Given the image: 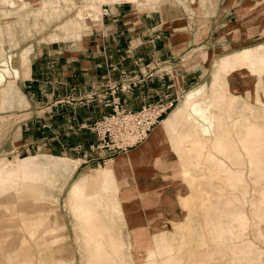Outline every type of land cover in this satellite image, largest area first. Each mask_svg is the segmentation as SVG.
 Returning a JSON list of instances; mask_svg holds the SVG:
<instances>
[{"label":"crops","instance_id":"crops-1","mask_svg":"<svg viewBox=\"0 0 264 264\" xmlns=\"http://www.w3.org/2000/svg\"><path fill=\"white\" fill-rule=\"evenodd\" d=\"M77 1L68 0L69 3ZM60 3L61 0H0L1 106L12 108L36 102L35 105L40 104L36 106L38 113H43L42 119L26 120L18 125L22 138L16 148H40L50 152L59 149L66 153L88 149L97 143V137L83 126L111 111L100 103L101 99L88 97L94 82L109 78L125 82L134 75L140 77L136 87L119 92L128 110H139L159 101L162 95L197 85L210 76L212 65L220 56L256 46L258 44L245 45L249 42L245 39L264 35V26L259 33L253 23L255 10L264 0H92L90 5L85 4L86 8L90 7L89 12H77L73 8L67 17H61ZM44 20H64L65 23L46 32L43 26L38 31L43 25L39 21ZM238 43L243 45L240 49H237ZM208 91V105L203 103L206 94H198L185 117L192 116L194 128L201 136H208V145L212 146L217 131L207 127L204 118L194 110L200 105L198 110L206 107L209 111L212 91ZM225 107L223 105V110ZM61 119L69 122L68 128L75 126L76 130L62 133ZM162 121L147 140L111 157V160L130 159L127 184L119 185L118 193L129 232L128 243L145 245V240H136L134 235L139 234L141 228L148 230V244H153L148 251V264H264L263 252H254L253 248L226 254L215 235L217 223L235 220L238 207L241 208L236 197L243 206L247 204V172L249 179L256 183V189L264 188L261 186L264 184V152L248 153L245 146L259 144L260 133L249 128L237 132L231 123L230 137L241 151L244 165L213 150L223 164L215 162L210 172L204 164L196 173L199 184L213 198L212 204L207 206L212 215H205L206 209L198 208L195 214H199L200 222L194 218L195 214L179 224L172 221L173 231L161 230L151 242L149 235L161 212L156 202L165 189L164 180L171 185H167L172 191L170 196L177 197L181 190L179 159L172 151L165 158L160 155L161 149L170 150L166 132L161 130ZM206 128L210 131L204 132ZM179 130L187 131V124L183 122ZM156 132V140L151 142ZM78 146L80 150H76ZM111 155L97 151L90 158L82 159V165L101 166L103 159ZM221 187L223 189L219 190ZM220 197H228V201ZM177 206L170 208L172 218L179 211ZM231 228L228 227L229 235L224 236L226 244L237 241V231Z\"/></svg>","mask_w":264,"mask_h":264},{"label":"rangeland","instance_id":"rangeland-1","mask_svg":"<svg viewBox=\"0 0 264 264\" xmlns=\"http://www.w3.org/2000/svg\"><path fill=\"white\" fill-rule=\"evenodd\" d=\"M88 1L89 2H87V0H78L75 3H69L68 0H61V3L59 4L61 8V17H67L69 13L74 11L73 8L77 9V12L79 10L82 13L89 12L90 7L87 6L86 8L85 4L90 5L92 0ZM255 11L256 14L253 18L254 29L255 31L259 30L260 33V27L264 26V4L258 7ZM39 23L43 25L39 27L38 31H41L40 28L44 26L46 32L53 29L55 25H63L65 21L61 20L60 22H53L52 20H44L39 21ZM245 41H249L245 45H258L240 49L243 45L241 46V44L238 43L237 49L240 50L220 56L219 59H216L212 65L209 74L210 76L205 77V79L203 78L204 80L199 81L197 85L193 84L189 88L190 91L194 89L196 90L190 93H188L189 91L187 92L189 89L179 91L181 98L176 107L184 103L189 94L195 93L197 96L202 92L206 94L208 90L210 91V84L213 76L214 74H217V72L219 73V63L223 60L233 58L236 54L243 52L245 49L251 48L256 50L261 43H264V35L248 37ZM256 68L257 65L255 63H248V65L243 67V70L237 71L236 73L230 74L228 71L221 72V84H223L226 90L229 89V91L235 94L236 98L229 100V102L221 103L219 106L212 105L211 100L209 111L204 107L201 111L199 109L196 112L197 114L200 113L199 115H201L204 118V121L207 122V127H211V129L213 128L215 132L217 131L215 134L216 138L214 145H212L213 147L208 145L209 137L202 136V140L207 144L208 151L213 155V150L221 153L217 146L220 143L219 141L226 142L223 136H227L230 138L231 144L236 147L237 153L235 154V151L233 150L235 148L231 147L226 149L225 153L222 154L225 157L232 159V161L238 165H244L245 160L241 151L238 149L237 144L233 142V139L230 137L229 132L232 131V129H230V123L236 127L235 130L237 132L240 130L242 131L245 128L250 129L247 124L248 122L251 124H262V134L264 135V95L262 92L260 93L261 96L263 95L261 97L263 100L261 104L257 103L255 99V96L257 95L255 90L256 78L246 71L247 69L255 70ZM229 85H231V88H229ZM228 95L231 96L230 93ZM2 98L3 88H0V264H148V251L153 247V244H148V230L145 232V230L141 228L140 233L134 235L136 240L142 242L145 240V245L137 244L132 246L129 244V232H127L125 227L121 205L119 206L120 209L112 210L113 205L107 203L108 205L106 207L111 209V211L109 210L107 213L110 215V220H107V216L101 217V220L105 219L107 221L103 223L106 225L105 228L108 229V234L113 235L116 242H118V248L116 247L115 249H112L109 247L106 252H103H109V257H107L108 254L102 256L97 255L99 253L94 251V247L91 246V241L88 237H85L83 233L85 229L90 231L89 225L86 221H83L73 209L72 202L74 201L71 199L72 188L76 183H79V178L83 175L88 177L89 181L85 187L87 193L89 192V194H92L90 193L92 189L91 184H94L95 188L101 192V187L99 186L100 180L97 177L112 163V160L109 161L107 165H104L103 163L101 166H89L88 164L82 165V159L86 160L87 158H90L91 154H96L97 151H101L96 150L93 153L90 148H84L80 151L73 150L71 153H66L64 150L59 149L50 152L47 149L40 148L26 150L14 147L20 144V138H22L20 136L18 125L26 120H36L37 118L42 119L43 113H38L39 108L37 109V107H39L40 104L35 105L36 102L34 104L30 102V104L25 106L15 105L12 108H3L1 106ZM207 98H209V96L206 94L203 100V103H206L205 106L208 105L209 102ZM248 104L252 109L249 108ZM223 105H226L225 110L222 108ZM199 106L200 105L197 107ZM208 115L211 116L210 121L208 120ZM219 117L222 118V126L217 125ZM255 120L259 121L255 122ZM50 121L52 120L50 119ZM183 122L187 124V129L191 132L195 131L196 133H199L194 128L193 120L189 122L185 115L183 116L180 125L177 127L179 128ZM68 123V121L61 119L62 133L63 131L73 132L76 130L75 126H71L72 129L68 128ZM89 125L90 127H93V122H90ZM64 126L65 129H63ZM83 128L89 130V128L85 126ZM209 131L208 128L204 130V132ZM155 134H157V132ZM46 136L48 138L51 137L49 135ZM261 140L259 147H253L248 144L245 145L247 152H264V139L261 138ZM102 150L109 152L106 149ZM30 155L36 156L38 165L42 167L49 166V169L47 168L49 174L44 172L41 180L38 177L37 180L28 179L23 173L14 174L10 170V165L12 163L16 161L21 162L22 159L29 157ZM53 155H55V157L61 156L70 158L77 162L68 170L59 167L54 169L51 167L53 165L52 162L54 161L58 163L57 161L59 159L54 158ZM239 156L241 157L240 159L237 158ZM213 157V160L199 157L198 159H203L201 160V163L193 165L196 159L189 157L188 154L184 158L177 156L181 165L179 174H182V171L186 170L182 175L185 179L189 178L192 180V183H189L186 180L184 185L181 181L180 192H186L187 186L190 185H193L194 188L192 192L194 193L193 195L199 194V189L204 190L203 186L200 185L197 180L196 173L200 168L202 169L204 164L208 167V172H210V166L215 162H218L220 165L223 164V161L219 160L215 155ZM125 168L119 170V173L122 174L124 178L127 177V174L130 171L129 168ZM246 177L249 188V194L247 196L248 202L243 206L237 197L236 202L237 205L241 207H238V214H241L245 218L244 222L247 228L244 232L248 233L245 234V236H249L252 241L250 239L245 241L243 238L240 240L237 239V241L234 240L231 244H226L227 240L221 239L220 247L222 251L226 250L224 252L229 254L228 251H239L244 248L249 249V245L252 244L253 251H262L264 259V217L262 218L264 213L260 211L264 205V195L261 193V190L264 191V188L256 189V183L252 179H249V172L246 173ZM234 180L239 181L238 179ZM1 182H5V184L2 185ZM164 184L165 189L161 191L162 196L156 202L157 210L161 212L157 215L158 220L156 221V228L154 227L151 229V234L149 235L152 240H150L151 242H153L154 236L161 230L167 231L168 233L173 231L172 211L170 210L172 207L169 202L162 199L163 197L165 198L172 195V191L170 190V187L167 186L170 185L168 181L164 180ZM261 186H264V184ZM222 189L223 188L221 187L219 190ZM118 193L119 192L116 194L115 192L106 194L103 199L105 202L112 199L119 200ZM202 193L205 195L203 196ZM202 193L200 192V199H198L199 202L197 208H190L185 205V207L183 206L184 208L180 205L177 206L179 211L176 214H180L179 217H181L182 220L185 219L184 217L186 216V213H188L187 211H190L189 214L193 215L197 212L198 208L202 211H205L206 209L207 214L205 215H212L209 214L212 211L211 208L207 209V206L212 204L213 198L211 197V194L206 193L205 190L202 191ZM208 196L211 198H208ZM220 199L228 201V197H220ZM240 210L241 212H239ZM254 214H256V217ZM194 218L198 219V222L201 221L198 213L195 214ZM185 220H187V218ZM231 230L237 231V236L244 235L238 229L231 228ZM210 231L212 232L213 230L210 229ZM229 232L230 229H228L226 236L229 235ZM218 239L220 240V238ZM69 254H71L70 257L68 256ZM186 254L187 253H185V255ZM187 256L188 255L185 257ZM63 258L66 260H63ZM225 258L229 259V256H226Z\"/></svg>","mask_w":264,"mask_h":264},{"label":"bare ground","instance_id":"bare-ground-1","mask_svg":"<svg viewBox=\"0 0 264 264\" xmlns=\"http://www.w3.org/2000/svg\"><path fill=\"white\" fill-rule=\"evenodd\" d=\"M248 63H255L257 65V68L255 70L247 69L246 71L251 76L256 78L255 90H256L257 95L255 96V99L257 103L261 104L263 100L261 97L264 95V43H261L256 48V50L251 49V48L245 49L243 50V52L236 54L233 58L223 60L219 63L218 65L219 73L217 72V74H214L212 82L210 84L211 89H212V101H211L212 105L219 106L221 105V103L229 102V100L236 98L235 94L230 92L229 89L226 90L223 84H221L220 82L221 72L228 71L230 74H232L236 71L243 70V67H245V65H248ZM261 92L263 94L262 96L260 94ZM229 93L231 94V96L228 95ZM195 97H196L195 93L189 94L185 102L183 103V106H180L177 110H175L172 114H170V116L166 120L162 122L161 130L163 129L165 130L164 132H166L167 138L163 134V131L161 132L164 135L163 137L166 138L170 146V150L167 148H163L160 150V155L162 157L165 158L167 155H169L171 151L174 152V154L176 156H179L180 158H184L188 154L189 157H193V159H196L193 165L201 163V160L203 159H198L199 157L207 158L210 160L214 159L213 157L214 155L210 151H208L207 144L202 140V136L199 133H196L195 131L191 132L189 129H187V131L185 130L178 131L177 126L180 125V122L182 121L183 116L185 115V112L189 109L190 104L193 102V99ZM249 108L252 109L250 105H249ZM194 110L195 112H197L198 108L196 107V109L194 108ZM187 120L191 122L192 116L187 115ZM258 121L259 120H255V122H258ZM247 124L250 127V130H252L253 132L254 131L259 132L260 135L258 136L264 139V135L262 134L263 133L262 124H258V123L251 124L250 122H248ZM217 125L222 126L221 117L218 118ZM156 137H157V134H155L152 137L151 142H154V140H156ZM223 138L226 140V142L219 141L220 143L217 146L220 152L225 153L226 149L232 147V148H235L233 150L235 151V154H236L237 153L236 147L233 146V144H231L230 138L227 136H223ZM261 141L262 140H260L259 145L252 144L250 146L259 147L261 144ZM54 158L59 159L57 161L58 163L54 161L52 162L53 165L51 167L54 169L59 167V168H65L68 170L71 168L72 165H74V163L77 162L76 160L61 157V156L59 157L54 156ZM237 158L240 159L241 157L239 156ZM128 163H130V159H127L125 157L112 160V163L107 168H105V170H103V172L97 177L100 180L99 186L101 187L100 188L101 192L95 188L94 184H91L92 189L90 193L92 194H89V192L87 193L85 191V187L89 181L88 177L85 175L81 176L79 178V183L78 184L76 183L75 186L72 188L71 199L72 201H74L72 202L73 209L75 210L76 214H78L83 219V221H86L87 224L89 225L90 231L88 229H85L83 233H84V236L88 237V239L91 241L92 243L91 246L94 247V251L99 253L97 254L99 256L108 254L107 257H109V252L108 253H103V252H106L109 247L112 249H115L116 247L118 248V242H116L115 237L113 235H109L108 229L105 228L106 225L103 222H107V221L105 219L101 220V217L107 216L106 218L109 221L110 215L107 213L109 212V210L111 211V209H108V207H106L108 205L107 203L113 205L112 210H118L120 206V201L112 199L108 202H105L103 197L104 195L111 194L113 192H115L116 194L117 192H119V185L122 186V185L127 184L126 178H124V176L119 173V170L125 167H126L125 169H128L129 168ZM47 168L49 169V166L42 167L37 164L36 156L26 157L22 159L21 162L16 161L10 165V170L12 171V173L14 174L23 173V175L26 178L32 179V180L33 179L37 180V177L40 178L41 180L44 172L49 174L47 171L48 170ZM185 172L186 170H183L182 174H184ZM182 174H180L179 177L183 185L186 183V180L189 183H192L191 179L189 178L185 179V177ZM1 184L3 185L5 184V182L3 183L1 182ZM193 189H194L193 185H190V186H187L186 192L178 193L177 197H175L177 199H175L172 196H168L165 198L163 197L162 199L169 202L172 208H174L175 205H180L182 206V208H184L185 206L190 207V208H197L198 202H199L198 199H200V192L202 193V191L204 190L199 189L200 191L199 194L193 195L194 194L192 193ZM263 192L264 191L261 190L262 195H264ZM202 195L204 196L205 194L202 193ZM170 197H172L173 199ZM208 198H211V197L208 196ZM262 209H260V211L264 213V205L262 206ZM187 212L188 213H186V216L184 218H187V216L190 215L189 214L190 211H187ZM179 216L180 214L175 213L172 218V221L174 223L175 221H177L179 224L182 221V218ZM254 216L256 217V214H254ZM263 217L264 216H262V218ZM244 219L245 218L241 214H236L234 221L230 220L231 222H229L228 220V221H225L227 223H225L224 221L217 223L215 225L216 226L215 235L218 238L220 237L221 239L226 240L224 236H226L228 232V227L238 229L241 231L242 234H245L246 232L244 231L246 230L247 226L244 222ZM154 227L156 228V226ZM236 238L238 240L243 239V238L245 241L247 240L245 235H240V236H237ZM249 246L250 248H252V245H249ZM250 248L249 249L244 248L237 252L243 253V252L249 251ZM150 250L151 249H149V251Z\"/></svg>","mask_w":264,"mask_h":264},{"label":"built area","instance_id":"built-area-1","mask_svg":"<svg viewBox=\"0 0 264 264\" xmlns=\"http://www.w3.org/2000/svg\"><path fill=\"white\" fill-rule=\"evenodd\" d=\"M106 15H109V12H106ZM124 73L122 72L123 75ZM139 83L140 77L134 75L125 82L112 81L109 78L106 81L94 82L91 86L88 97H97L101 99L100 103L104 107L111 108L109 113L103 114L93 122V127L84 125L97 137V143L90 145V150L94 152L106 149L112 154L103 159L104 165H107L116 153L127 151L145 141L180 101L179 92L167 93L162 95L159 101L146 104L139 110H128L119 92L131 90ZM80 149L81 146H78L76 150Z\"/></svg>","mask_w":264,"mask_h":264}]
</instances>
